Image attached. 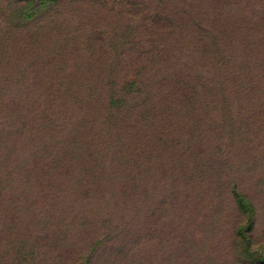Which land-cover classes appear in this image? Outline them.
<instances>
[{"label":"trees","instance_id":"1","mask_svg":"<svg viewBox=\"0 0 264 264\" xmlns=\"http://www.w3.org/2000/svg\"><path fill=\"white\" fill-rule=\"evenodd\" d=\"M41 4L50 7L58 0ZM208 13L198 12L201 21ZM202 28L209 39L198 35L200 57L206 53L214 61L218 55L222 72L213 69L205 77L195 64V76L184 74L189 87H182L180 95L187 94L185 103L179 97L174 103L163 84L154 89L134 78L104 82L98 77L92 88L85 84L90 80L74 74L37 75L33 93L20 97L2 88L0 202L16 205L19 217H29L34 228L46 230L49 242L76 241L72 246L82 253L77 259L83 264H145V209L156 204L150 187L157 182L156 174L168 183L169 195H178L193 176L199 182L202 174L213 175L218 191L229 149H235L233 140L231 148L227 145L225 125L236 122L237 109L233 116H224L216 104L222 99L236 102L238 94L226 91L224 84H238L241 67L237 56L222 53L218 33ZM184 79L176 83L186 86ZM229 194L241 213L251 215L252 202L235 182ZM161 198L166 201L164 193ZM172 226L174 235L167 238L171 250L163 264L185 261L175 252L185 254L184 235L191 227L182 220L176 232ZM251 230L249 219L234 228V237L245 258L264 264V252L251 248Z\"/></svg>","mask_w":264,"mask_h":264},{"label":"rangeland","instance_id":"2","mask_svg":"<svg viewBox=\"0 0 264 264\" xmlns=\"http://www.w3.org/2000/svg\"><path fill=\"white\" fill-rule=\"evenodd\" d=\"M41 1L0 0V93L6 88L20 97L33 93L37 75L74 74L90 80L85 84L92 88L98 77L104 82L134 78L154 89L160 83L174 103L176 97L185 103L187 94L180 95L189 87L184 74L222 72L218 55L214 61L206 53L200 57L197 37L204 34L205 42L208 37L203 25L218 33L222 53L237 56L239 83L224 84L226 91H236V102L216 104L224 116L237 109L236 122L225 125L227 145L231 148L232 140L235 145L223 169L225 179L216 191L212 174H202L199 182L193 176L178 195H169L168 183L156 174L157 182L150 184L156 204L145 209L143 255L145 264H163L171 250L167 238L174 235L171 221L176 232L182 220L191 230L184 235L185 256L175 252L185 258L180 264H255L241 254L234 228L252 219L251 248L264 252V0H58L50 7ZM201 11H209L204 21ZM233 182L252 202L248 217L229 194ZM16 208L0 202V264H83L72 246L76 241L49 242L46 230L34 228L35 222L19 217Z\"/></svg>","mask_w":264,"mask_h":264}]
</instances>
